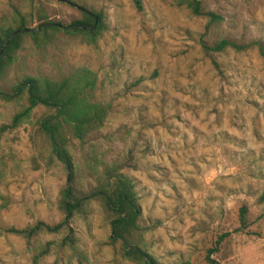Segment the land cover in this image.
I'll list each match as a JSON object with an SVG mask.
<instances>
[{
    "label": "rangeland",
    "instance_id": "374dc122",
    "mask_svg": "<svg viewBox=\"0 0 264 264\" xmlns=\"http://www.w3.org/2000/svg\"><path fill=\"white\" fill-rule=\"evenodd\" d=\"M168 1L140 0L138 10L132 0H0V23L16 9L29 28L37 14L63 24L88 8L103 24L93 42L57 30L36 46L24 35L1 89L26 73L94 70V97L108 110L81 140L67 135L77 190L106 168L128 175L141 207L140 245L158 264H206L221 234L216 262L264 264V62L255 44L202 48L220 38L264 47V0H200L215 19ZM24 105L23 97L0 99V264H131L108 241L96 200L43 227L62 217L65 169L38 132L44 107L12 122Z\"/></svg>",
    "mask_w": 264,
    "mask_h": 264
},
{
    "label": "trees",
    "instance_id": "16d2710c",
    "mask_svg": "<svg viewBox=\"0 0 264 264\" xmlns=\"http://www.w3.org/2000/svg\"><path fill=\"white\" fill-rule=\"evenodd\" d=\"M132 2L136 9L141 8L140 0H132ZM168 2L176 7L187 8L194 16L204 14L208 19L217 17L214 12L203 10L200 0H169ZM102 27L100 13L88 8H83L77 19L63 24L45 19L44 14H37L36 25L33 28L27 27L24 15L14 9L11 19L6 23H0V83L4 69L13 62L24 35H28L36 46L47 42L57 30L70 35L81 34L88 42H93ZM253 44L256 45L259 56L264 62V47L258 40L237 44L227 38H220L211 45L202 43V48L206 53L219 52L225 47L240 51ZM96 86L97 77L94 70L86 66H77L71 73L57 78L42 72L32 75L23 74L13 82L8 92L3 91L0 86V99L24 98L25 105L21 112L14 115L12 122L37 105L47 110L38 118L37 129L47 141L54 157L63 165L65 172L64 183L58 190L57 198L62 217L53 226L42 224L43 227L51 230L65 224L72 215L82 212L90 200H96L105 213L110 232L108 241L119 244L118 256L131 264H158L140 245L142 231L138 219L141 207L133 181L128 175L114 168H106L104 172L93 175V183L85 191H78L76 188L73 160L66 150L67 135L78 141L103 124L108 109L104 103L94 97ZM6 127V124H0V133ZM239 212L240 221L244 206L240 207ZM223 235L216 238L214 246L207 248L203 257L206 264H221L210 255ZM176 264L189 263L186 259H181Z\"/></svg>",
    "mask_w": 264,
    "mask_h": 264
},
{
    "label": "water",
    "instance_id": "95a60500",
    "mask_svg": "<svg viewBox=\"0 0 264 264\" xmlns=\"http://www.w3.org/2000/svg\"><path fill=\"white\" fill-rule=\"evenodd\" d=\"M43 24H47V23H43Z\"/></svg>",
    "mask_w": 264,
    "mask_h": 264
}]
</instances>
